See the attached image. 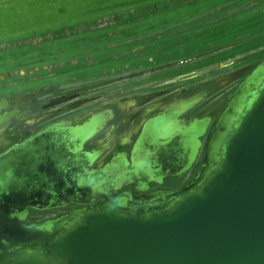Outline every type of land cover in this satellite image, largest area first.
<instances>
[{"label":"water","instance_id":"water-1","mask_svg":"<svg viewBox=\"0 0 264 264\" xmlns=\"http://www.w3.org/2000/svg\"><path fill=\"white\" fill-rule=\"evenodd\" d=\"M209 125L202 118L187 129L180 171L193 165ZM69 132L78 162L88 133ZM36 145L32 138L0 156V264H264V60L224 102L201 161L177 189L118 193L131 180L92 168L72 185L29 180L21 172L34 170ZM68 203L79 207L25 223L30 207Z\"/></svg>","mask_w":264,"mask_h":264},{"label":"flooded vegetation","instance_id":"flooded-vegetation-1","mask_svg":"<svg viewBox=\"0 0 264 264\" xmlns=\"http://www.w3.org/2000/svg\"><path fill=\"white\" fill-rule=\"evenodd\" d=\"M263 3L252 2L244 10L264 8ZM237 11L212 12L202 23L214 33L215 24ZM148 37L140 34L113 41L109 46L130 45V49L96 58L86 54L66 60L58 50L52 61L41 54L40 60L25 62L22 55L13 65L0 67V156L34 138L39 153L34 170L21 172L29 180H67L72 185L78 174L85 176L92 168L104 171L107 180H131L118 193L146 194L183 186L201 161L222 105L264 60V43L219 59L235 43L200 48L191 46L194 38H190L154 47ZM258 37L263 40L264 31L241 43ZM39 38L28 42L40 45ZM1 57L4 60L5 54ZM202 118L210 119L206 135L200 137L203 145L191 168L180 171L187 159L186 131ZM73 128L88 133L78 162L70 139ZM72 192V187L66 188V194ZM102 201L98 198L94 204ZM78 207L73 203L45 210L30 207L25 223H40Z\"/></svg>","mask_w":264,"mask_h":264},{"label":"rangeland","instance_id":"rangeland-1","mask_svg":"<svg viewBox=\"0 0 264 264\" xmlns=\"http://www.w3.org/2000/svg\"><path fill=\"white\" fill-rule=\"evenodd\" d=\"M149 0H45L37 2L19 3H2L0 4V41L7 43L9 40H19L26 37L32 38L33 43L39 41V37L44 32L49 31L46 35L47 40L43 41L35 48L22 47L21 49H9L5 53L0 50V67L3 65H13L16 57L22 56L25 62L40 60V55H44L46 61H52L56 56V51L61 50L62 56L66 60L71 57H81L89 54L93 57H99L100 54H114L120 53L124 50L130 49V45L109 46L113 41L125 40L130 36L148 34L151 43L156 45L173 42L180 39H190L191 46H200L206 48L210 43H217L220 38L224 43H229L235 38V33H227L220 35L211 33V26L203 25V21L210 18L211 12L209 9L218 5L213 9H222L223 1L225 0H193L180 6H174L171 1L158 2L159 10L154 13H148L141 16L124 18L115 25H107L108 22H113L114 19L107 20L108 15L112 12L124 10L125 7L130 6L135 9L138 6H144ZM260 1V0H259ZM165 3L166 5H164ZM264 4V3H263ZM163 6L164 9H163ZM261 11V10H260ZM213 14V13H212ZM107 16V17H106ZM262 16L251 15L242 22L256 24L261 22ZM129 20L130 25L126 26L123 20ZM97 22V25L91 26L89 29L81 28L74 32H68L66 36L58 35L55 37L52 32H55L65 25L72 23H90ZM108 21V22H107ZM221 20V23L215 24L216 30L237 29L239 26L237 22H230ZM123 23V24H122ZM197 23V26L194 25ZM199 24V25H198ZM243 24V23H242ZM219 25V26H218ZM246 25V24H245ZM248 25V24H247ZM134 26L132 30L125 32L126 29ZM237 26V27H236ZM233 27V28H232ZM259 27V26H258ZM224 28V29H225ZM233 29V30H234ZM257 31L256 29H253ZM177 31V32H176ZM264 31V26L262 28ZM261 31V32H262ZM176 32L177 34H173ZM110 34H115L110 36ZM249 38H253L249 36ZM257 40H251L246 44H235L228 50L223 51L220 57L234 54L242 49L247 48ZM190 44H183L181 46H188ZM180 46V47H181ZM98 48H106L103 52L97 50ZM34 49L33 51H28ZM25 52H24V51ZM5 54L4 60L1 56ZM125 61H121L122 63Z\"/></svg>","mask_w":264,"mask_h":264},{"label":"trees","instance_id":"trees-1","mask_svg":"<svg viewBox=\"0 0 264 264\" xmlns=\"http://www.w3.org/2000/svg\"><path fill=\"white\" fill-rule=\"evenodd\" d=\"M37 2V1H45V0H0V4L2 3H19V4H23V3H27V2ZM53 1H58V0H53ZM165 2L166 4H168V2L166 0H149L146 5L144 6H138L136 7L135 9H133V7H130V6H127L124 8V10L122 9L121 11H117V12H112L108 15V20H111V19H114L115 23L117 22H120L122 19L124 18H130V17H135V16H141L144 14H148V13H154V12H157L160 8H159V5H158V2ZM256 1H259V0H225L223 1V3H220V4H223V8L222 9H213V8H216L218 5H215L214 7H212L211 9H209L211 12H215L216 14H220V13H223L227 10H231V9H234V10H238L237 12H235V14L233 15L232 18H228L226 20H229V21H226L227 23H223V24H228L230 22H237L236 25H238L239 27L236 29H233L231 30H227L225 27L227 26H224L223 29H219V30H216L214 31V33H217V34H220V35H226L227 33H231V32H234L235 33V38H233L229 43H235L236 45L241 43V41H243L244 39L246 38H249V36L251 37H257L260 35L261 31H262V28L264 26V8H260L259 5L255 6V7H252L250 8L249 10H244V7L249 5L250 3L252 2H256ZM189 3V2H193V3H196L194 2L193 0H172L171 3L174 5V6H180V5H183L184 3ZM165 3H163L164 5H166ZM264 5V4H262ZM165 6H163V9H164ZM261 10V11H260ZM212 15V13L210 14V16ZM251 15H257L259 17L262 16L261 18V22L258 21V23L256 24H251V27H250V24L249 23H244L242 22L243 20L248 21V17H250ZM107 17V16H106ZM124 24L126 26H129L130 25V21L129 20H123ZM246 21V22H247ZM122 23V24H123ZM243 23V24H242ZM246 24V25H245ZM248 24V25H247ZM94 25H97V22L93 21V22H90V23H72V24H69V25H65L64 27H62L61 29L55 31V32H52L54 36L56 35H63V34H67L68 32H74L75 30H80L81 28H85V29H89L91 28V26H94ZM220 25V24H219ZM218 25V26H219ZM259 26V27H258ZM237 27V26H236ZM225 28V29H224ZM253 29H256L257 31L253 32L254 30ZM130 29H126L125 32H128ZM50 34L49 31L47 33H43L41 34L40 36L38 37H41L43 39V41H46L47 40V36ZM30 38H37V37H26V38H22V39H19V40H9L7 43L3 42V41H0V50H3L4 48L5 49H14V50H17V49H21L22 47H30V48H35L37 47L36 45L34 44H31L28 42V39ZM259 39V40H258ZM256 39L258 42L256 43H253L251 44L250 46H247V48L245 49H242L234 54H231V55H227V56H224V57H221L219 59H225L229 56H235L237 54H241V53H244L245 51L247 50H250V49H254L260 45H262L264 43V39L262 40V37ZM42 41V42H43ZM23 42V43H21ZM217 45H223V44H227V43H224L222 39H218L217 40V43H215Z\"/></svg>","mask_w":264,"mask_h":264}]
</instances>
